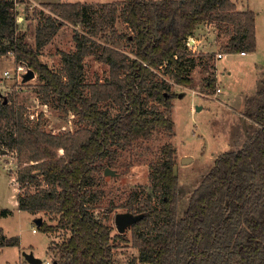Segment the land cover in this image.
Segmentation results:
<instances>
[{"label":"trees","instance_id":"1","mask_svg":"<svg viewBox=\"0 0 264 264\" xmlns=\"http://www.w3.org/2000/svg\"><path fill=\"white\" fill-rule=\"evenodd\" d=\"M23 2L0 0V55L12 53L16 63L33 70L41 81L42 101H56L60 110L74 115L77 127L48 131L40 113L30 119L24 105L0 99V150L16 154L21 191L17 206L33 214L56 213V224L41 221L38 228L43 232L68 230L51 248L57 256L54 264H124L114 256L113 226L91 211L105 193L99 184L102 172L123 164L124 152L150 139L154 129L173 132L172 84L192 82L196 59L187 40L197 26L205 21L217 25V34L224 29L228 38L223 53L253 52L255 14L237 9L231 0H114L102 6V13L95 11L91 22L79 1L45 2L49 14L43 13L37 25L33 46L17 28L16 5ZM119 9L129 32L114 26ZM66 23L84 30H74L75 49L61 52L62 66L56 71L41 62L39 54ZM108 27L127 49L97 42ZM98 48L108 73L87 83L83 60ZM208 82L213 86L214 79ZM256 93L244 109L255 130L239 149L214 159L189 194L182 216L177 217L176 149L168 142L160 148L165 155L149 162L158 203L148 195L133 210L144 213L131 224L138 264H264V88ZM133 200L131 196L129 205ZM10 211L0 209V217ZM115 238L128 241L121 233ZM18 244L17 236L6 237L0 228V248Z\"/></svg>","mask_w":264,"mask_h":264},{"label":"rangeland","instance_id":"2","mask_svg":"<svg viewBox=\"0 0 264 264\" xmlns=\"http://www.w3.org/2000/svg\"><path fill=\"white\" fill-rule=\"evenodd\" d=\"M56 2L58 0H47ZM32 4L27 0L16 5L17 28L19 34H24L25 40L34 46L37 25L43 22L44 14H49L47 7L42 4ZM79 1L84 4L90 14L102 13V6L112 3L114 0H67ZM239 10L249 9L254 12L256 48L253 52L241 55L237 53H224L218 59L214 68L212 58L223 51L228 34L215 23L201 22L189 37L197 41L195 50L191 49L192 43H188V49L195 61H201L203 51L213 52V57L205 59L209 64H197L190 70L191 84L179 86L172 84V90L176 97L172 100L170 113L174 121L173 132L163 129H154L150 139L143 140L133 145L130 151L124 152L121 158L123 164L116 168H110V173L102 172L99 180L100 186L105 190L103 196L91 207V211L98 220L106 221L113 226L111 242L114 245V256L124 264H138V252L132 245L131 225L119 232L115 227V215L117 213H130L133 216H142L144 213H136L133 210L138 207L142 199L151 195V202L157 204V197L152 193L150 185L149 162L152 159L162 157V146L170 142L176 149L175 173L178 177L177 217L182 216L188 206V198L191 191L199 185L200 180L213 166L214 159L223 151L239 149L247 135L254 131L256 125L247 118L244 109L239 107L241 116L232 109L231 101L239 98L255 97L256 91L264 88V0H231ZM42 10V12H41ZM117 11V19L114 22L118 32H129L128 27L120 20ZM34 11L38 15H34ZM94 20L91 19V22ZM84 30L83 26L73 27L66 23L59 31L44 44L40 50L41 62L60 71L62 62L61 52L73 51L74 30ZM86 31V30H85ZM112 28L108 27L96 37L100 44L113 43L120 49H127L123 39L112 37ZM100 48L94 54L86 56L84 62V80L87 83L94 82L96 77L103 79L108 73V64L98 57ZM193 50V51H192ZM22 66V65H21ZM12 53L0 55V99L11 98L17 105L26 107L30 119H37L41 114L43 127L51 132L58 133L62 130H74L76 118L70 112H65L57 107L56 101L46 103L40 98L38 85L41 83L37 74L24 79L28 67L18 69ZM217 78L215 79L213 76ZM8 74V75H7ZM7 75V76H6ZM208 78V79H207ZM209 79H214L213 86L209 85ZM247 98V99H248ZM238 102H241L239 99ZM246 102V101H245ZM200 106L199 110H195ZM116 109L113 110V113ZM25 113V114H26ZM244 118V125L243 120ZM191 159L182 162V157ZM17 159L15 152L0 150V208L12 210L9 216L0 218V228L6 237L17 236L18 245L5 246L0 251V264H31L26 258L29 253L41 260L39 264H54L56 254L52 247L61 243L67 235L66 229H58L43 232L38 228L35 218L49 224H56L58 215L51 212L22 211L17 206L18 184L16 182ZM31 190L37 189L28 184ZM23 191V190H22ZM21 191L19 190L18 193ZM133 196L132 205L129 198ZM117 233L124 234L128 241L116 239Z\"/></svg>","mask_w":264,"mask_h":264},{"label":"water","instance_id":"3","mask_svg":"<svg viewBox=\"0 0 264 264\" xmlns=\"http://www.w3.org/2000/svg\"><path fill=\"white\" fill-rule=\"evenodd\" d=\"M34 75L33 70L28 69L27 72L24 75V79H27L29 77H32ZM197 110H199V106L196 107ZM191 158L189 156L187 157H182V162H185L187 160H190ZM109 171H111V173L113 174V171L106 167L104 173H110ZM139 218L137 215L133 216L130 213H117L115 215L114 221H115V227L116 229H118L119 232L124 231L125 227L131 225L133 222H135V220ZM36 223H38V225L41 224V218L40 217H36L35 218ZM26 258L30 260L31 264H39L41 262L40 259L33 257L32 254H28L26 255Z\"/></svg>","mask_w":264,"mask_h":264},{"label":"crops","instance_id":"4","mask_svg":"<svg viewBox=\"0 0 264 264\" xmlns=\"http://www.w3.org/2000/svg\"><path fill=\"white\" fill-rule=\"evenodd\" d=\"M33 5L34 4H38V3H41V2H44V1H47V0H29ZM58 1H67V0H58ZM58 1H56V2H58ZM25 2L28 4V2H27V0H25ZM47 2H50V1H47ZM191 37V36H190ZM190 43H192V45L190 46V48L191 49H193V50H195L196 49V47H197V45H196V43H198L197 41H195V40H193L192 39V41L190 40L189 41ZM192 50V51H193ZM202 52H203V54L200 56V58H197V60H199V59H201V61H196V63L197 64H201L202 62H204L205 61V59H207V56H205L208 52L205 50V51H203L202 50ZM212 52V51H211ZM223 53V52H222ZM241 55H243V54H245V53H247V52H243V53H241V52H239ZM223 55H224V53H223ZM222 55V56H223ZM222 56H220V58L222 57ZM213 57V56H212ZM216 58H217V54L214 56V58H212V59H214L213 60V63H214V68H213V70L215 69V66H216V64H217V61H216ZM220 58H218V59H220ZM210 63V61L208 60V64ZM191 74V73H190ZM191 76V75H190ZM213 76H214V78L216 79L217 78V76H215V73H213ZM183 87V86H182ZM258 91V90H257ZM256 91V92H257ZM257 94V93H256ZM254 96H256V95H254ZM248 98V97H247ZM247 98H245V97H243V98H239L240 100H241V102H238V100L239 99H237L236 101H231V104H232V109L234 110V111H237L238 113H239V115L241 116V114H240V110H239V107L240 108H242L243 106H245V101L247 100ZM197 107V106H196ZM199 108H200V106H199ZM195 110L197 111V109L195 108ZM240 111V112H239ZM247 118L250 120V121H252V119L247 115ZM244 118H242L241 119V121L243 120ZM243 122V125H244V120L242 121ZM254 123V122H253ZM240 148V147H239ZM18 189V191H19V188H17ZM18 191H17V195H18ZM0 209H4V208H0ZM5 209H8V208H5ZM19 209V208H18ZM9 210H11V209H9ZM23 211V210H22ZM12 213V210L10 211V213L9 214H7L6 216H9L10 214ZM6 216H1V217H6ZM0 217V218H1ZM19 241V240H18ZM3 248L4 247H2V248H0V251L1 250H3Z\"/></svg>","mask_w":264,"mask_h":264},{"label":"built area","instance_id":"5","mask_svg":"<svg viewBox=\"0 0 264 264\" xmlns=\"http://www.w3.org/2000/svg\"><path fill=\"white\" fill-rule=\"evenodd\" d=\"M187 42H188V40H187ZM188 43H189V42H188ZM241 53H243V51H241ZM222 55H223V53H221V52L217 53V58H220V56H222ZM22 68H24V67L20 66L18 69H20V70H21ZM7 75H8V74H7ZM7 75H6V76H7ZM28 116H30V117H31V115H30V114H29ZM33 118H34V117H33ZM33 118H32V119H33Z\"/></svg>","mask_w":264,"mask_h":264}]
</instances>
